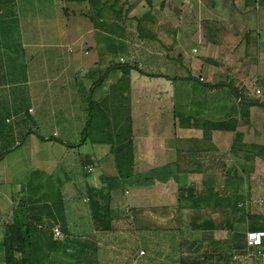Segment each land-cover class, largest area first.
<instances>
[{
    "label": "crops",
    "instance_id": "crops-1",
    "mask_svg": "<svg viewBox=\"0 0 264 264\" xmlns=\"http://www.w3.org/2000/svg\"><path fill=\"white\" fill-rule=\"evenodd\" d=\"M0 7L16 10L0 16V264H5V225L16 213L35 225L34 264H116L121 260L113 255L123 247L110 241L116 229L93 224V200L110 198L113 225L130 219L150 238L170 230L166 222L182 226L186 220L201 239H209L220 229L194 228L184 211L200 209V220L212 219L223 206L217 203L220 187L225 184L222 194L235 191L236 180L242 175L246 180L247 167L255 168L250 180L264 184V0H2ZM186 9L194 17H186ZM192 23L194 34L187 31ZM191 42L200 48H189ZM186 62L195 79L186 75ZM198 73L205 82L197 80ZM122 77L135 167L126 182L118 178L106 142L115 133L108 128L113 117L107 105L115 102ZM241 84L251 89L242 92ZM237 93L245 101L239 102ZM91 99L109 113L103 123L86 128ZM32 104L41 105L36 117L31 106H5ZM24 113L31 116V129H20ZM45 113L52 125L45 123ZM48 140L52 146L41 145ZM21 161L31 168L66 167L73 174L66 187L47 191L42 185L27 191L25 181L18 189L14 182L6 186L7 174H16ZM191 185L200 190L196 196L192 187L190 198L184 192ZM174 186L185 201L176 208ZM129 189H148L146 195L163 199V205L135 206L139 199L131 204L127 195L121 204L118 196ZM133 208H144L139 223L127 217ZM49 221L65 233L62 241L51 237ZM142 249L126 251L127 263L136 264Z\"/></svg>",
    "mask_w": 264,
    "mask_h": 264
},
{
    "label": "rangeland",
    "instance_id": "rangeland-1",
    "mask_svg": "<svg viewBox=\"0 0 264 264\" xmlns=\"http://www.w3.org/2000/svg\"><path fill=\"white\" fill-rule=\"evenodd\" d=\"M66 5L70 6L69 3L66 2ZM0 16H4V15H9L11 12V14H15L16 10H12V9H5L4 7H0ZM12 10V11H11ZM18 11V9H17ZM192 11L186 9V14L185 16L189 17V16H193L191 15ZM10 14V15H11ZM185 17V18H186ZM194 17V16H193ZM180 25V24H179ZM198 25V24H197ZM184 27V25H182ZM186 26V25H185ZM191 27H187V31H189V33L194 34V29L196 27V24L192 23L190 25ZM204 26V25H202ZM204 28V27H203ZM200 29V25H198V29ZM193 40V39H191ZM193 46L200 48V46L196 45V43H192L190 44L189 48H192ZM194 51H196V48L194 49ZM196 53L193 52V55H195ZM184 67H185V71H186V75L189 77H192L193 79H195V75L191 76V68L189 66V63H184ZM190 78V79H192ZM198 78V77H197ZM199 80V79H197ZM206 81V79H205ZM226 81V79H225ZM121 82L123 84H125L127 82V78L122 77ZM243 83V82H242ZM243 86V84H241L240 88ZM21 87L17 89V91H20ZM242 92V89H240ZM8 90H6L7 92ZM117 93V92H116ZM262 93V92H261ZM261 93H257L256 94H261ZM126 93H122L120 94L117 93L116 96L112 97V99L115 100V102H112L110 105H107L108 108H111L113 110H115L119 116H118V127L120 128V126H122V130L124 132H126L128 130V126L126 124V122H122L119 118L121 116H124L125 114L129 113L128 110V105L126 104V99H124L126 97ZM118 102V103H117ZM2 106V105H0ZM5 106H11V107H18L21 106V109L26 107V109H28V107H32L34 108L35 111V115H33L32 117H36V114L39 113V110L41 108V105L37 106L36 104H32V105H5ZM44 108H48L50 105H43ZM95 112V108L93 109ZM44 118L46 119V124H51V119L50 116L47 115V113L43 114ZM23 117H21V121L22 119H25V121H22L19 126L22 128H27V129H31L32 128V122H31V116H27L25 113L22 115ZM12 125H14V122L12 123ZM27 126V127H26ZM48 126V125H47ZM47 136L53 137V129L52 127L49 125L47 127ZM62 131H64V128H62ZM6 136H4L5 138ZM35 137V138H34ZM32 139L33 141L39 138L38 135H35ZM62 138H65L63 136H61ZM2 138V136L0 137ZM43 139V138H42ZM51 141H53L52 139H50ZM37 144L41 143L36 142ZM51 141H43L41 145H45L46 147H50L52 146V142ZM25 143V140L23 141ZM54 142V141H53ZM29 142L27 141L24 144V147H28ZM40 145V144H39ZM58 149H62L63 145L58 144ZM44 151H47L46 149H43ZM53 151V150H52ZM52 151H50V153H53ZM67 161H69V157L67 159ZM67 165V163H66ZM20 167L17 170V173H11L9 176V173L7 174V184L6 186L12 187V185L10 184L11 182H14V188L18 189L19 188V182H23L25 181L24 187L27 189V191H30L29 189H33V187L35 186H39L42 185L44 191H47L49 189H58V188H63L66 187V185L68 184L67 182V175L68 174H73L70 169H67L66 167H59V168H54L52 169L51 167L49 168H31L28 167L26 165H24V162L21 161L20 163ZM135 168V167H134ZM255 168L254 167H247L246 168V172L248 173V175L246 176V180L244 179L245 177L242 175V179H238L235 182V187L236 190L235 191H231L229 192L228 195H226V193L222 194V191L225 187V184L222 185L219 189V195L218 197H220L217 203L219 205H225L228 207H233L234 208V213H235V217L232 216L231 219L233 221V228L236 231H240V232H246L249 229V225L251 224L250 222H252L253 220H256L258 222H263L264 221V184H257L254 181H251V175L252 173H254ZM147 173V171H145ZM263 173L261 174V176H264V171H262ZM146 173H138L140 174V176H142V174H146ZM18 181V182H17ZM200 185V184H199ZM22 185H20V187H22ZM8 187V188H9ZM191 187L194 188V190L196 191V196L199 195V190L200 187L197 185L196 189L195 186L191 185ZM151 189V188H150ZM22 190V188L20 189ZM130 190V189H129ZM136 190V189H135ZM135 190H130V192H126L124 191V193H121V196H118L119 201L121 202V204H123V198L122 195H127L129 202L132 204L133 199H139L137 200V203L135 204V206H144L147 207L149 204H155L154 201H161L159 204H155V205H163V199L162 200H153V197H149L146 195V193H149L150 191L148 189L143 190V191H135ZM139 190H142V188H140ZM144 193V196L141 195V193ZM175 194V197L177 200V204L174 205V207H178L179 205H182L183 201L182 197H180L179 194H181V189L178 190V188L176 186L172 187V190L170 192ZM194 193V192H193ZM192 193V194H193ZM223 195V196H222ZM252 195V196H251ZM169 196V194L167 195V197ZM178 197V198H177ZM247 197L250 199L248 201V203H246ZM260 197L263 198L260 200ZM223 198V199H222ZM81 200V199H80ZM165 200V198H164ZM238 202V203H237ZM236 204V206H235ZM242 204V205H241ZM134 205V204H133ZM130 207H134L131 206L129 204ZM158 207V206H157ZM236 207V209H235ZM19 211V210H18ZM194 211V212H193ZM218 211V210H216ZM231 211V210H230ZM229 211V212H230ZM20 212V211H19ZM202 212V210H192L190 209V211L188 212V210L184 211V215L185 217H187L188 221L187 222H191L194 221V218H198V213ZM206 214H208L205 211V207H204V211ZM221 212V213H220ZM220 213V215H219ZM219 213H215L213 215L214 219H219V218H226L229 214L223 211L219 210ZM253 216V218H251L249 215ZM21 216V213H19ZM189 215V216H188ZM232 215V214H231ZM212 218V219H213ZM25 219V218H24ZM130 220V219H129ZM129 220H125V219H119V220H115L114 225L116 224L115 228L116 229V233L111 234L110 241L113 243V245L116 246H121L123 247V251L122 253H115V255H113V257L115 259H117V261L121 260L119 263L115 262L116 264H128L127 263V254H129V252L126 251H132V253L134 254L136 252V249L138 248L139 245H142L143 248L145 249V254H140V258L138 257L136 264H180L181 258L184 257L186 259H200L203 258V255L205 253V248L209 247L211 248V244L207 243L206 241L202 242L203 239L202 236L200 234L199 231H192L189 227V224L186 223V220L182 222V226L180 225V223H176V226H173L171 223L166 222L165 227L169 228L170 230H168L167 232H165L164 234H162V232H157L156 235H154L153 238L148 237V234H145L144 232H140L138 229L136 231L137 225H135V223L130 224ZM198 222H202L203 220L201 219H197ZM174 223V221H172ZM175 224V223H174ZM180 226V231H174V227H176L177 229ZM249 231V230H248ZM233 235V230H230L228 228L226 229H221L218 232H216V237L214 239H216L217 241L212 243V251L211 254L212 256L207 257L206 258V262L207 263H211V264H216V263H220L222 261V258L220 257V254L223 255L225 252V256H228L229 253L227 252V248H228V243L224 242L227 241L229 239L232 238ZM165 237V240L163 239ZM220 245V247H218ZM217 247L220 250H216ZM148 248V249H147ZM222 248V249H221ZM215 251V252H214ZM220 251H223V253H219ZM140 252V251H139ZM210 255V254H208ZM120 257V258H119ZM201 262L200 264H207V263ZM1 264H3V261H1ZM104 264H112L111 262H107Z\"/></svg>",
    "mask_w": 264,
    "mask_h": 264
},
{
    "label": "trees",
    "instance_id": "trees-1",
    "mask_svg": "<svg viewBox=\"0 0 264 264\" xmlns=\"http://www.w3.org/2000/svg\"><path fill=\"white\" fill-rule=\"evenodd\" d=\"M1 2L2 0H0V3ZM13 2L14 1H11V4H13ZM122 67H125V65ZM100 83H102V79L98 80L92 86L93 87L92 90L95 89V87H97ZM126 83L123 84L121 81L117 83L118 85H115L116 92L117 93L120 92V94H122L127 89ZM121 86H125V89H122V88L119 89V87ZM237 98L239 102H241L242 100L245 101V97L242 96L241 93H237ZM124 99H126V97ZM94 102L95 100L91 99L90 118L86 124V128L91 125L92 127H96L98 124L103 123L101 117L105 116L106 113L107 114L109 113V111H106V112L104 111L105 108H103L102 106H97L96 104H94ZM255 102H259V101L253 100L250 103H255ZM94 108H95V112L93 110ZM111 116L113 117V120L109 121L108 128L113 129L112 131H115V133L113 134L112 132V134L109 135L108 138H106L107 140L106 142L112 146L111 147L112 152L115 155L116 166H117L118 173H119L118 178H120L123 182H126V180L131 179L133 178L132 176H134V168H133L134 167V141L132 137L133 135L132 134V117L130 116V113H128L119 118L122 122H126L128 126V130L124 132L121 128L122 126H120L119 128L117 124L119 114L112 109ZM97 138L98 136H92V139L97 140ZM107 180L109 181L108 182L109 185H112V184L114 185L116 181L114 177H107ZM191 189L192 187H189L187 192H184V196L188 195V197L190 198L193 197V194H191ZM110 201H111L110 198L109 199L105 198V202L104 201L100 202L99 200L98 201L93 200L91 202L92 222L98 230H113L114 229L113 217H112V213L110 210ZM98 202L100 203V205ZM143 209L144 208L130 209V212L129 214H127V217L129 218L133 216L135 219V222L139 223L141 222L140 214L143 212L142 211ZM220 211H225L229 215L226 218H219L217 220L216 219H204L202 222H198L196 224H195V221L197 220L194 219V223L192 224V226L194 228H200V229H212V230L220 229L221 230V229L228 228L230 230H233L232 238L227 241H224L228 243V248L226 250L229 253V255L225 256V252L223 255L220 254L222 261L220 263H216V264H233L234 263L233 257L237 254L245 253L247 249V231L264 229V221L260 223L256 220H253L252 222H250L251 224L249 225V229L244 233V232L236 231L233 228L234 227L233 221L231 219V217L235 215L233 207H228V206L223 205ZM249 216L254 219L253 216L251 215ZM45 224L48 226V229L50 230L49 233L51 237H53V230H52L53 228L49 227L50 226L49 223H45ZM32 226H35L34 223L28 219L27 220L24 219L22 216H20L19 213H16L13 220L5 225V233H4L3 243H2V247L4 250L5 264H34V253H33L34 250L32 247V239H31V232L33 229ZM59 241H62V240H59ZM204 241H206L207 243H210L211 248L207 247L204 249L205 253L203 255V258L186 259L182 257L180 264H200L201 262L205 263L206 258L209 256L210 257L212 256L211 254V251L213 250L212 243L216 242L217 240L214 238H209V239L202 240V242ZM218 247H220V245ZM218 247L216 250H220ZM219 253H223V251H220ZM207 264H211V263H207Z\"/></svg>",
    "mask_w": 264,
    "mask_h": 264
},
{
    "label": "built area",
    "instance_id": "built-area-1",
    "mask_svg": "<svg viewBox=\"0 0 264 264\" xmlns=\"http://www.w3.org/2000/svg\"><path fill=\"white\" fill-rule=\"evenodd\" d=\"M197 77L199 81L205 82L203 74L198 73ZM242 88L246 90L251 89L247 84H243ZM255 90V92L261 93V89L257 86ZM52 230L54 239L63 240L65 238V233L59 226H53ZM140 254H145V250H140ZM233 260V264H264V229L247 231V249L245 253L235 255Z\"/></svg>",
    "mask_w": 264,
    "mask_h": 264
},
{
    "label": "water",
    "instance_id": "water-1",
    "mask_svg": "<svg viewBox=\"0 0 264 264\" xmlns=\"http://www.w3.org/2000/svg\"><path fill=\"white\" fill-rule=\"evenodd\" d=\"M49 223H50V226H51V227H53V226H54V223H52L51 221H49Z\"/></svg>",
    "mask_w": 264,
    "mask_h": 264
}]
</instances>
